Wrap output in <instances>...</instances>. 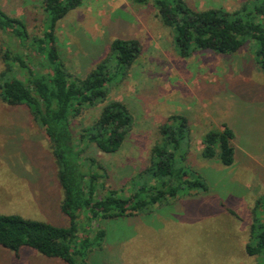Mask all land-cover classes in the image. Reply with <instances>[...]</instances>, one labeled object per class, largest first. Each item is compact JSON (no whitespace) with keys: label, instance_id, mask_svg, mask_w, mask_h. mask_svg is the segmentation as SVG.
Segmentation results:
<instances>
[{"label":"rangeland","instance_id":"rangeland-1","mask_svg":"<svg viewBox=\"0 0 264 264\" xmlns=\"http://www.w3.org/2000/svg\"><path fill=\"white\" fill-rule=\"evenodd\" d=\"M39 1L0 0V8L21 17L30 35L38 36ZM186 1L197 8L231 10L252 0ZM55 36L66 68L80 77L107 55L112 39L140 42L126 76L105 85L106 100L126 105L130 130L116 152L92 146L86 152L105 167L100 195L106 187L125 195L132 190L129 179L147 165L149 148L158 140L157 126L178 113L190 127L186 164L207 185L205 192H183L155 204L149 213L98 221L105 235L101 249L87 253V264H264V256L244 251L254 201L264 193V71L254 60L255 42L249 39L231 54L199 51L179 57L153 7L132 0H82L57 22ZM4 44L18 48L0 31V49ZM15 75L23 78L18 69ZM102 105H85L73 120L75 129L90 124ZM223 124L233 135L235 158L228 166L199 155L203 134L220 131ZM60 200L44 132L25 106L0 100V214L67 226ZM77 220L79 226L85 223L83 214ZM0 264L66 263L22 246L17 253L0 247Z\"/></svg>","mask_w":264,"mask_h":264},{"label":"trees","instance_id":"trees-1","mask_svg":"<svg viewBox=\"0 0 264 264\" xmlns=\"http://www.w3.org/2000/svg\"><path fill=\"white\" fill-rule=\"evenodd\" d=\"M81 1L40 0L38 36L30 35L21 17L0 8V31L18 45L14 48L4 44L0 49V100L11 106H25L44 132L61 188L59 209L68 218L67 226H57L0 214V247L17 253L26 246L66 264H87V253L101 249L105 231L98 221L134 212L149 213L155 204L183 192L207 191L201 175L186 164L190 127L186 117L178 113L157 126L158 140L149 148L147 165L129 179L132 190L125 195L106 187L102 195L98 193V182L106 176L105 167L86 152L92 146L112 154L130 130L132 118L126 105L106 100L105 85L126 76L140 52V42L134 37L114 38L107 55L83 77L69 72L56 45L55 28ZM132 1L153 7L161 25L169 29L179 57L199 51L231 54L250 39L255 42V63L264 71V0H252L249 5L243 3L231 10L197 8L186 0ZM16 69L23 78L15 75ZM97 103H103L98 116L76 130L73 120L82 108ZM222 126L220 131L210 129L203 134L199 155L228 166L234 158L233 135L226 125ZM252 211L250 240L244 251L264 256V193L256 197ZM79 214L84 217L82 226L77 220ZM91 222L94 225L88 228Z\"/></svg>","mask_w":264,"mask_h":264},{"label":"crops","instance_id":"crops-1","mask_svg":"<svg viewBox=\"0 0 264 264\" xmlns=\"http://www.w3.org/2000/svg\"><path fill=\"white\" fill-rule=\"evenodd\" d=\"M234 158H235V156H234Z\"/></svg>","mask_w":264,"mask_h":264}]
</instances>
